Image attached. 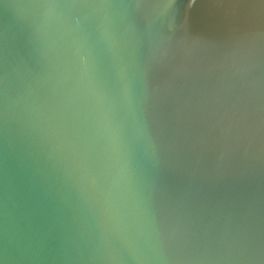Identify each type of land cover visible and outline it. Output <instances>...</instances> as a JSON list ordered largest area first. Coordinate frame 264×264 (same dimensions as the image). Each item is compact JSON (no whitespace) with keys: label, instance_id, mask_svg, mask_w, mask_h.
<instances>
[{"label":"water","instance_id":"obj_1","mask_svg":"<svg viewBox=\"0 0 264 264\" xmlns=\"http://www.w3.org/2000/svg\"><path fill=\"white\" fill-rule=\"evenodd\" d=\"M0 264H264V0H0Z\"/></svg>","mask_w":264,"mask_h":264}]
</instances>
